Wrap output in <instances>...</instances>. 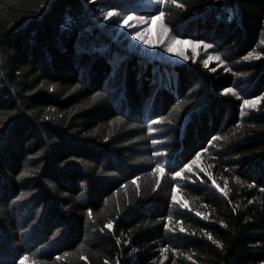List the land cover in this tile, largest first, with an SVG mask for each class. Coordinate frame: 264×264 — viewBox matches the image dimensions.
Returning <instances> with one entry per match:
<instances>
[{
    "label": "trees",
    "instance_id": "trees-1",
    "mask_svg": "<svg viewBox=\"0 0 264 264\" xmlns=\"http://www.w3.org/2000/svg\"><path fill=\"white\" fill-rule=\"evenodd\" d=\"M177 2L0 0V264H264V0Z\"/></svg>",
    "mask_w": 264,
    "mask_h": 264
},
{
    "label": "snow or ice",
    "instance_id": "snow-or-ice-1",
    "mask_svg": "<svg viewBox=\"0 0 264 264\" xmlns=\"http://www.w3.org/2000/svg\"><path fill=\"white\" fill-rule=\"evenodd\" d=\"M161 2L162 3H165V4H172V5H175L176 7H180V8H182V7H184V5L183 4H181V3H178L177 2V0H161ZM116 15H118V13H116V12H114V11H108L107 13H105L104 14V19L105 20H107V19H109L110 17H113V16H116ZM161 16H163L164 15V13L163 12H161V14H160ZM130 19H133V17H131V16H129V17H127V18H125L124 19V23L125 24H127V22H128V20H130ZM168 31V29L165 27V28H163V32L164 33H166ZM136 36H137V39H142V36L140 35V33H137L136 34ZM173 40L175 41V38H173ZM145 43H147L148 41H144ZM205 47L207 48V47H211V45H205ZM167 51H172V48H171V46H169L167 49H166ZM252 56V53H250L249 54V57H251ZM249 57H245V59H248ZM216 59H219V57H216ZM205 63H207V62H205ZM230 91H233L232 89H225V92H230ZM94 99H95V97H94ZM245 104H250L251 106H255V104H256V101L255 100H253V101H245ZM151 130V129H150ZM154 143H155V141H153ZM197 155H199V153H197ZM160 168V166L159 165H157V169H159ZM23 175V174H22ZM175 175L176 176H179L180 175V173L179 172H177V173H175ZM237 179V181H239V178H236ZM227 183V182H226ZM157 184H159V181H157ZM251 186V185H250ZM218 187V186H217ZM221 191H223L222 189H221ZM225 195H226V193H225ZM173 200H175V196H173ZM89 215H91V213H89ZM197 215H200V213H197ZM171 219V217H169V220ZM108 227H111V224H109L108 225ZM166 227H167V225H166ZM184 229L182 228L181 229V231H183ZM208 238L209 239H212V237L209 235L208 236ZM215 242V241H214ZM217 244H219V242H216ZM221 247H222V245H220ZM22 259H27V257H24V258H22ZM105 264H108V262L106 261L105 262Z\"/></svg>",
    "mask_w": 264,
    "mask_h": 264
},
{
    "label": "rangeland",
    "instance_id": "rangeland-1",
    "mask_svg": "<svg viewBox=\"0 0 264 264\" xmlns=\"http://www.w3.org/2000/svg\"><path fill=\"white\" fill-rule=\"evenodd\" d=\"M149 7H151V6H149ZM148 9V8H147ZM126 18V17H125ZM124 18V19H125ZM124 19L122 20V24H125L124 23ZM148 29L151 31V35H153V39H152V41L150 40V41H148L146 44H150V45H154V46H156V45H161V43H162V41H159L160 39H162L161 37H163V36H165L166 35V33H164L163 32V27H161V26H159V25H157V18H154L153 20H151V21H149V25H148ZM160 33H162V35L160 36ZM155 35L156 36H158L159 38H157L156 39V37H155ZM136 42V41H135ZM142 47V46H141ZM186 49H190V44H188V43H183V44H181V46H179L177 49H173V50H178L179 52H181V51H185ZM143 50L145 51V49H143V48H140L139 50H137L140 54H142L143 55ZM152 50V49H151ZM163 53H165V56L166 55H172V53H173V59H170L171 61H174L175 59H176V56H175V51L174 52H172V51H166V52H163ZM144 56H147V55H144ZM152 56L153 55H148L147 57L148 58H152ZM159 58H161L162 56H158ZM115 60L116 61H112L113 62V65L114 64H116V62H118V60H119V58H118V56H116V58H115Z\"/></svg>",
    "mask_w": 264,
    "mask_h": 264
},
{
    "label": "bare ground",
    "instance_id": "bare-ground-1",
    "mask_svg": "<svg viewBox=\"0 0 264 264\" xmlns=\"http://www.w3.org/2000/svg\"><path fill=\"white\" fill-rule=\"evenodd\" d=\"M252 18H254V17H252ZM215 24V23H214ZM245 29V28H244ZM132 46V45H131ZM211 49V48H210ZM211 51V50H210ZM214 52V51H213Z\"/></svg>",
    "mask_w": 264,
    "mask_h": 264
}]
</instances>
